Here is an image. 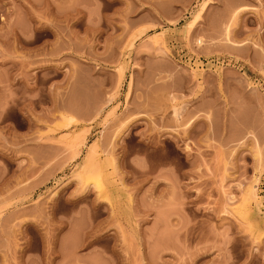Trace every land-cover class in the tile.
Wrapping results in <instances>:
<instances>
[{
	"label": "rangeland",
	"instance_id": "1",
	"mask_svg": "<svg viewBox=\"0 0 264 264\" xmlns=\"http://www.w3.org/2000/svg\"><path fill=\"white\" fill-rule=\"evenodd\" d=\"M260 221L264 0H0V264H264Z\"/></svg>",
	"mask_w": 264,
	"mask_h": 264
},
{
	"label": "bare ground",
	"instance_id": "2",
	"mask_svg": "<svg viewBox=\"0 0 264 264\" xmlns=\"http://www.w3.org/2000/svg\"><path fill=\"white\" fill-rule=\"evenodd\" d=\"M205 7H206V6H204V7L202 8V10L199 11V13H198L199 15L204 11ZM198 14H197V15H198ZM196 18H197V17H196ZM258 154H260V153H258ZM258 154H257V155H258ZM260 155H262V153H261ZM260 157H261V159H262V156H260ZM259 159H260V158H259ZM259 163H260V162H259ZM261 165H262V164H261ZM260 168H262V167L260 166ZM257 180H258V179H257ZM257 180H256V181H257ZM97 182H100V181H97ZM255 184H256V182H255ZM98 186H99L100 189L103 188L100 184H99ZM252 189H253V188H252ZM253 190L255 191V189H253ZM252 192H253V191H252ZM253 193H254V192H253ZM254 194H255V193H254ZM260 224L263 225L264 222H263V221H260Z\"/></svg>",
	"mask_w": 264,
	"mask_h": 264
}]
</instances>
